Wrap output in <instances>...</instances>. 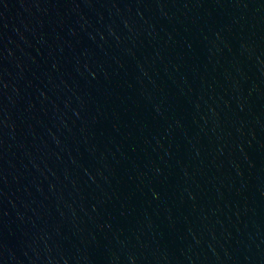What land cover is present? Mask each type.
I'll return each mask as SVG.
<instances>
[{
	"label": "water",
	"instance_id": "95a60500",
	"mask_svg": "<svg viewBox=\"0 0 264 264\" xmlns=\"http://www.w3.org/2000/svg\"><path fill=\"white\" fill-rule=\"evenodd\" d=\"M0 264H264V0H0Z\"/></svg>",
	"mask_w": 264,
	"mask_h": 264
}]
</instances>
